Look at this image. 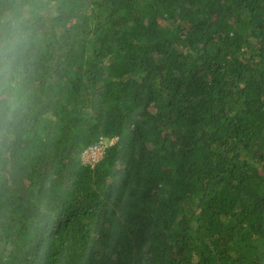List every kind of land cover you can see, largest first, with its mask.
Masks as SVG:
<instances>
[{
	"label": "trees",
	"instance_id": "trees-1",
	"mask_svg": "<svg viewBox=\"0 0 264 264\" xmlns=\"http://www.w3.org/2000/svg\"><path fill=\"white\" fill-rule=\"evenodd\" d=\"M34 29L0 264H264V0H46Z\"/></svg>",
	"mask_w": 264,
	"mask_h": 264
},
{
	"label": "clouds",
	"instance_id": "clouds-1",
	"mask_svg": "<svg viewBox=\"0 0 264 264\" xmlns=\"http://www.w3.org/2000/svg\"><path fill=\"white\" fill-rule=\"evenodd\" d=\"M46 0H14L0 11V159L15 140L18 127L30 105L29 56L35 42V15ZM57 213L42 206L37 228L46 247ZM45 225L48 230L44 231Z\"/></svg>",
	"mask_w": 264,
	"mask_h": 264
},
{
	"label": "rangeland",
	"instance_id": "rangeland-1",
	"mask_svg": "<svg viewBox=\"0 0 264 264\" xmlns=\"http://www.w3.org/2000/svg\"><path fill=\"white\" fill-rule=\"evenodd\" d=\"M108 144V143H106ZM105 144V145H106ZM102 157V153L98 152V153H94V154H86L83 156V161L86 164H90V165H94L95 163H97Z\"/></svg>",
	"mask_w": 264,
	"mask_h": 264
},
{
	"label": "built area",
	"instance_id": "built-area-1",
	"mask_svg": "<svg viewBox=\"0 0 264 264\" xmlns=\"http://www.w3.org/2000/svg\"><path fill=\"white\" fill-rule=\"evenodd\" d=\"M112 143H113V142H112ZM112 143H111V144H112ZM104 148H105V144L102 143V144L99 145V147H97V148H93V149L91 150L90 153H91V154H94V153L96 154V153H98V152L101 153V151H102Z\"/></svg>",
	"mask_w": 264,
	"mask_h": 264
}]
</instances>
